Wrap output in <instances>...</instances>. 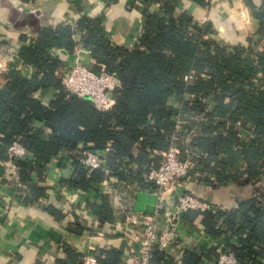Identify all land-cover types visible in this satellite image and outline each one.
Masks as SVG:
<instances>
[{
  "label": "trees",
  "instance_id": "16d2710c",
  "mask_svg": "<svg viewBox=\"0 0 264 264\" xmlns=\"http://www.w3.org/2000/svg\"><path fill=\"white\" fill-rule=\"evenodd\" d=\"M185 1L209 9L212 0H128L144 19L143 33L132 49L114 44L104 16H83L76 28L43 30L33 44L22 47L17 60L24 68L12 63L6 74H0L4 80L0 160L6 161L15 141L32 155L33 160L20 165L27 203L46 196V188L33 186L32 179L45 180L52 159L82 145L109 148L107 162L119 181L153 190L157 187L147 183V175L159 166L172 136L180 132L181 151L189 148L197 162L192 180L212 188L234 183L255 190L227 210L217 205L215 214L190 212L186 226L195 228L200 218L207 235L223 239L239 264H264V48L257 50L259 41L252 38L248 46H230L217 39L219 30L212 21L201 24L192 12L179 11ZM244 1L259 21L258 35L263 39L264 0L260 6L255 0ZM75 35H80L95 61L121 82L111 110L97 109L88 98L69 97L62 87L66 65L55 51L73 53L78 45ZM26 68L34 74L26 75ZM49 90L54 92L46 103L38 94ZM59 162L64 166L63 160ZM105 179L101 170L89 176L76 162L72 178L61 184L91 192ZM90 207L104 221L115 219L108 201ZM47 211L62 216L51 206ZM197 250H187L183 264L218 260L215 248ZM107 261L123 264L118 258ZM152 264H174V257L155 251Z\"/></svg>",
  "mask_w": 264,
  "mask_h": 264
},
{
  "label": "crops",
  "instance_id": "0c3cea01",
  "mask_svg": "<svg viewBox=\"0 0 264 264\" xmlns=\"http://www.w3.org/2000/svg\"><path fill=\"white\" fill-rule=\"evenodd\" d=\"M127 2L0 0L1 58L6 61L12 54L18 57L20 49L33 44L43 30L64 25L74 27L83 16H104V26L114 44L132 49L143 33L144 19L141 10L129 7ZM255 3L258 6L262 4L261 0H255ZM185 10L192 12L199 20L209 16L219 30L217 39L230 46H248V40L252 38L254 42L259 41L257 50L264 48V38L258 35L259 21L253 17L244 0H212L209 9L185 1L179 5V11ZM75 40L78 45L73 53L63 49L55 51L65 65L77 60L83 64L96 62L80 35H75ZM24 72L28 76L34 74L32 68H26ZM3 84L4 80L0 78V87ZM53 92L43 91L38 96L49 103ZM2 163L0 160V165ZM59 163V159L50 162L45 180L32 179L33 186L46 188V196L37 203L26 202L24 183L23 187H18L9 177L0 176V264H109V257L127 264L129 256L141 251V244L126 231L128 214L153 213L164 210L167 204L170 208L174 207L175 196H170L171 193L161 198L158 188L144 190L137 184L121 182L119 178L111 185L112 191L107 186H99L97 191L91 190L83 195L81 190L68 189L62 184L63 192L58 188L53 189L57 186L54 180L56 171L61 169ZM64 173L66 179H70L74 172L68 167ZM175 189L180 193L197 194L207 201L227 207H233L255 191L252 187H240L234 183L212 188L192 179L172 188L173 191ZM69 190L76 193H68ZM105 201L113 210V221L102 220L90 207L103 206ZM50 206L62 215L61 218L47 211ZM200 223L201 219L197 218L195 228L201 227ZM173 253L180 259V249L174 247Z\"/></svg>",
  "mask_w": 264,
  "mask_h": 264
},
{
  "label": "built area",
  "instance_id": "2783aa9c",
  "mask_svg": "<svg viewBox=\"0 0 264 264\" xmlns=\"http://www.w3.org/2000/svg\"><path fill=\"white\" fill-rule=\"evenodd\" d=\"M209 21V16H204L200 23L207 24ZM73 28H76V25ZM1 53L0 46V74L8 70L9 63L16 64L18 69L24 68L22 62L17 60L16 54H12L8 60L4 61L1 58ZM102 66L101 73L97 74L86 68L79 60L68 64L64 67L60 77L64 91L69 97L89 96L97 109L111 110L115 104L116 90L120 88L121 82L117 74L109 73L105 66ZM180 120L181 115L179 114L175 117V122L179 124ZM181 140L182 135L180 132H176L171 138V147L162 154L159 166L152 168L147 175V182L158 188L161 198L166 197L167 193H171L170 196H175L173 197L175 198L174 207L170 208L167 204L166 208H163L164 210H156L153 213L128 214L125 223L126 231L131 233L135 237V241L141 244V251L139 254L133 251L134 255L129 256L126 262L127 264H152L154 252L159 251L174 257V264H183L185 252L198 247L197 251L199 252L202 249L215 248L219 254L217 261L211 262L204 259L201 264H239L236 257L227 249V244L223 239L215 240L209 237L202 226L198 228L186 226L185 218L190 212L203 214L210 211L215 214L220 208L227 210L228 207L220 206L219 208L217 204L191 192L180 193L176 189L172 190L181 183L189 182L191 172L197 166L189 148H186L184 152L181 151L179 147ZM109 152V148L94 150L84 145L73 152L63 151L57 158L52 159V161L59 159L64 162V166L56 171L54 180L56 179L57 186L55 185L53 189L58 188L63 192L61 181L67 178L64 171L69 167L73 173L75 163L78 162L89 176L95 171L101 170L106 177L101 186H107V189L112 191L111 185L118 181V176L116 170L107 162ZM6 158V161L0 165V176L9 177L10 180L15 181L18 187H23L20 178V165L25 161L33 160L32 155L18 141H15L8 148ZM67 192L76 193L75 190ZM67 192L64 191L65 194ZM81 193L88 194V192ZM174 247L180 249V259L174 255Z\"/></svg>",
  "mask_w": 264,
  "mask_h": 264
},
{
  "label": "water",
  "instance_id": "95a60500",
  "mask_svg": "<svg viewBox=\"0 0 264 264\" xmlns=\"http://www.w3.org/2000/svg\"><path fill=\"white\" fill-rule=\"evenodd\" d=\"M84 66H85L86 68H88L89 70H91V71L97 73V74H100V73H101V71H102V67H103L101 64H98V63H96V62H88V63H84ZM84 98H88V99H90L89 96H85ZM47 101H49V100H47Z\"/></svg>",
  "mask_w": 264,
  "mask_h": 264
}]
</instances>
